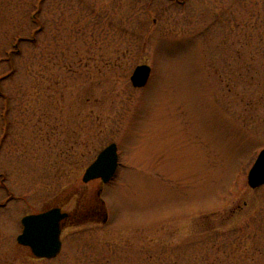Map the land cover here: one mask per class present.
Wrapping results in <instances>:
<instances>
[{
  "label": "rangeland",
  "instance_id": "obj_1",
  "mask_svg": "<svg viewBox=\"0 0 264 264\" xmlns=\"http://www.w3.org/2000/svg\"><path fill=\"white\" fill-rule=\"evenodd\" d=\"M0 80V264H264V185L245 180L264 149V0H0ZM112 143L106 222L66 223L60 253L32 259L21 219L73 210Z\"/></svg>",
  "mask_w": 264,
  "mask_h": 264
},
{
  "label": "water",
  "instance_id": "obj_2",
  "mask_svg": "<svg viewBox=\"0 0 264 264\" xmlns=\"http://www.w3.org/2000/svg\"><path fill=\"white\" fill-rule=\"evenodd\" d=\"M150 66L138 65L130 76V84L134 88L144 87L149 79ZM247 173V184L251 189L264 185V149L261 150ZM118 166L117 147L114 143L105 147L95 157L94 161L84 170L81 181L100 179L102 183L109 182L116 173ZM69 217L58 207L38 214L26 215L21 219L22 230L16 237V242L29 249L35 259H53L61 250V231L63 222ZM102 223L107 220L105 211L101 212Z\"/></svg>",
  "mask_w": 264,
  "mask_h": 264
},
{
  "label": "flooded vegetation",
  "instance_id": "obj_3",
  "mask_svg": "<svg viewBox=\"0 0 264 264\" xmlns=\"http://www.w3.org/2000/svg\"><path fill=\"white\" fill-rule=\"evenodd\" d=\"M100 182V181H99ZM101 185V184H100ZM97 189L92 191L91 193H86V191L80 193V194H70V200L72 198H75L74 201H76L73 210L68 212L70 214L69 220H67L66 223L70 224V222L82 219H92L96 220V218L99 215L100 212V204L98 197L96 195ZM59 207H61L59 205ZM63 209V206H62ZM64 211V209H63Z\"/></svg>",
  "mask_w": 264,
  "mask_h": 264
},
{
  "label": "trees",
  "instance_id": "obj_4",
  "mask_svg": "<svg viewBox=\"0 0 264 264\" xmlns=\"http://www.w3.org/2000/svg\"><path fill=\"white\" fill-rule=\"evenodd\" d=\"M21 38V37H20ZM23 40H24V38H23ZM34 40V39H33ZM15 51H18V49L15 47ZM11 60V59H10ZM10 74H11V72H10ZM7 75H5L3 78H1V80H3L5 77H6ZM10 76V75H9ZM0 80V81H1ZM1 85V84H0ZM0 96H4V100H5V102L6 103H8V98L7 97H5V95H4V93H3V91L2 90H0Z\"/></svg>",
  "mask_w": 264,
  "mask_h": 264
}]
</instances>
